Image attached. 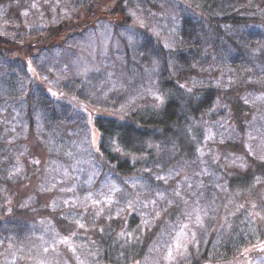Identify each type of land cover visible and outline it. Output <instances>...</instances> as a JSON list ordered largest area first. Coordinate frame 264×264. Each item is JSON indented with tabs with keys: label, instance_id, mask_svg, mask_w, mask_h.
I'll return each mask as SVG.
<instances>
[{
	"label": "rangeland",
	"instance_id": "obj_1",
	"mask_svg": "<svg viewBox=\"0 0 264 264\" xmlns=\"http://www.w3.org/2000/svg\"><path fill=\"white\" fill-rule=\"evenodd\" d=\"M215 1L228 20L203 0H2L0 264H109L110 233L123 264H264V0ZM172 83L213 91L191 153L148 141L134 172L102 168L94 120L159 111Z\"/></svg>",
	"mask_w": 264,
	"mask_h": 264
},
{
	"label": "trees",
	"instance_id": "obj_2",
	"mask_svg": "<svg viewBox=\"0 0 264 264\" xmlns=\"http://www.w3.org/2000/svg\"><path fill=\"white\" fill-rule=\"evenodd\" d=\"M242 1L243 0H237V4L241 5ZM0 3H3L2 0H0ZM203 3L205 5L204 9L208 10L212 21H215L214 17L227 19L229 14L231 15L234 13L228 12L226 13L227 15H225V13H222V15L218 13L213 14L211 10L219 11V7H216L218 5L217 1L203 0ZM247 16L250 17V14ZM247 16H242L243 18L236 16L235 20L240 23H248L251 22V17L258 18L257 13L252 14L250 18ZM252 20L255 19L252 18ZM60 32L61 31H59L58 34H60ZM49 33L50 38L56 35V33H53L51 30H49ZM2 44H8L11 47L15 45V43L9 40L0 38V50L3 51ZM19 44H21V42H19ZM166 86L172 88V93L159 111L152 110L151 112L146 111L140 113V115L137 116L133 115L128 120H124V122L118 121L115 117H101L94 120V124L101 136L99 147L101 150L102 160H100V162L102 168L110 171L113 169L118 175H127L134 172L137 166L143 164L144 160L141 159V157H144V155H146L147 159H155V151L153 147L149 150L148 141H154L155 145L160 143L162 148H167L166 145H169V148L172 150V159L174 160L180 159V156L183 155V151L189 154L191 153L193 146L190 144L191 139L187 132L183 133L184 125L186 124L187 126L190 124V122L194 120L193 118H195L193 115L197 114L201 109L207 107L211 103L213 91L211 89L205 90L204 93L200 94L201 97L197 98L195 101L194 98L196 94L190 91L187 92L183 89L181 84L172 83L166 84ZM186 139L190 148L184 150L187 144H185ZM114 145H119L122 151L118 153L114 149ZM133 154H136V156L139 154L140 158L131 159ZM136 223H138V220L132 218V220H128L127 224L123 225V229H121L124 235L131 236L130 240H137V233L140 232V228L142 229L141 226L135 228ZM112 235V233L109 234L111 237L109 240L106 239L107 237H104L102 240H108L107 244L106 242L103 244L104 250L102 259L109 264H123L124 260L118 258L117 254L123 251L124 248H117L118 246L116 244L120 243L117 242L116 239H113ZM133 243H131V248H126L124 250L123 258L126 259V261H128L127 258H129L130 255L136 261L140 258L138 257V253L143 255L148 250L149 244H145L146 241L143 242V246L141 247L132 246ZM191 264L203 263L195 258Z\"/></svg>",
	"mask_w": 264,
	"mask_h": 264
},
{
	"label": "snow or ice",
	"instance_id": "obj_3",
	"mask_svg": "<svg viewBox=\"0 0 264 264\" xmlns=\"http://www.w3.org/2000/svg\"><path fill=\"white\" fill-rule=\"evenodd\" d=\"M35 6V5H33ZM197 222H199V217H197ZM187 227V226H185ZM186 234L184 233L183 229L181 230L180 233L177 234V238L174 242L173 245H169L168 249H167V259L169 261H173L176 259V257L178 255H181L182 249H185L187 247L186 242L182 239V237H184ZM45 251H47V249H45Z\"/></svg>",
	"mask_w": 264,
	"mask_h": 264
}]
</instances>
